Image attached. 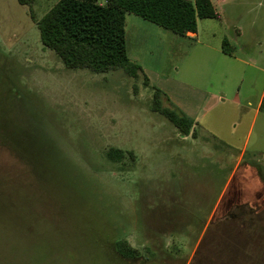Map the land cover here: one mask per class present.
Segmentation results:
<instances>
[{
	"label": "rangeland",
	"instance_id": "rangeland-1",
	"mask_svg": "<svg viewBox=\"0 0 264 264\" xmlns=\"http://www.w3.org/2000/svg\"><path fill=\"white\" fill-rule=\"evenodd\" d=\"M57 1L33 0V15ZM250 19L239 24L246 50L231 44L249 63L264 58ZM199 36L219 40L202 23ZM144 43L138 53L129 43L128 56L149 69L150 87L146 72L69 70L43 46L30 7L0 0V264H264V109L254 118L256 101L219 103L182 137L151 110L153 88L218 92L224 72L211 79L215 56L183 43ZM117 237L141 257H116Z\"/></svg>",
	"mask_w": 264,
	"mask_h": 264
},
{
	"label": "trees",
	"instance_id": "trees-1",
	"mask_svg": "<svg viewBox=\"0 0 264 264\" xmlns=\"http://www.w3.org/2000/svg\"><path fill=\"white\" fill-rule=\"evenodd\" d=\"M32 1L19 0V3L30 7L43 46L53 51L67 69L88 70L94 74L123 70L133 78L143 75V70L128 56V14L178 36L195 33L199 20L220 18L212 0H58L37 19L31 10ZM231 47L229 40L223 39V53L233 56ZM144 84L150 87L145 76ZM153 89L151 110L167 119L182 137H195L194 122L177 109L164 107L162 98L166 95ZM261 108L264 109V97ZM132 155L130 152V157ZM124 157V152L119 149L112 148L107 152V158L114 163H120ZM118 238L114 244L117 255L113 252L116 257L126 261L141 257L139 250L131 247L125 239Z\"/></svg>",
	"mask_w": 264,
	"mask_h": 264
},
{
	"label": "crops",
	"instance_id": "crops-1",
	"mask_svg": "<svg viewBox=\"0 0 264 264\" xmlns=\"http://www.w3.org/2000/svg\"><path fill=\"white\" fill-rule=\"evenodd\" d=\"M212 2L220 18L199 20L195 33H188L186 36H178L180 38L171 36L169 33L172 32L142 18H128L129 14L126 17V44L128 53L129 43H131L133 50L138 53V50L144 48V39L156 35L161 39L167 38L171 46L177 45V48L178 45L180 46V43H183L184 52L192 50L193 52H203L205 56H207V54L215 56V67L211 79L217 78L219 70L224 72H220L219 74V77L222 79L221 88L218 92H212L210 89L201 91L193 88L191 85H187L191 89L187 91V95L189 94V96L186 98L183 93V96L181 94L184 87L179 85V81L174 82V88L168 83H157V87L169 98L168 101H171V103L169 101L171 108L177 109L194 122L193 130L195 133H199L198 128H200L202 124L203 117L214 108L213 106L216 107L219 103L226 102L239 106L244 102L247 104V107L251 108L255 105L254 102L256 101L254 108L255 118L262 110L261 105L264 97V58L259 55L256 57L257 59L255 58L249 63L245 58L241 57L238 52L236 53V51H234L233 56H229L222 51L223 39H228L235 49L238 48L243 52L246 50L247 44L243 43V34L239 24L245 21V17L250 15L252 28L251 45L256 48V56L261 54L264 45V41H262L264 34L261 36L260 33L262 29H264V24L261 23L264 21V12L262 14H260V12L255 13L257 12L255 9L256 7L264 8V0H212ZM248 6L251 10L245 11L243 8ZM201 23L202 25H206L207 29L209 28V30H211V36L214 38L219 34V40L215 42L212 40L203 41L199 36ZM263 32L264 31H262V33ZM131 60L142 68L143 74H145V72L148 74L149 69L145 67L143 62L138 58ZM216 65L219 68L218 70L216 69ZM173 68L179 70L177 66ZM248 68L252 69V75L248 77L247 80L246 73ZM227 77L232 79H228ZM147 79L151 81L149 74ZM208 86H210V83ZM232 87L236 88L233 93L230 89ZM203 133L206 136H215V132L211 129H205Z\"/></svg>",
	"mask_w": 264,
	"mask_h": 264
}]
</instances>
